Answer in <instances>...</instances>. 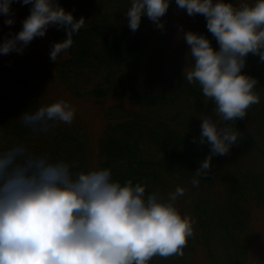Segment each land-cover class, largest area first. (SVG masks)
Here are the masks:
<instances>
[{
  "label": "trees",
  "instance_id": "trees-1",
  "mask_svg": "<svg viewBox=\"0 0 264 264\" xmlns=\"http://www.w3.org/2000/svg\"><path fill=\"white\" fill-rule=\"evenodd\" d=\"M131 2L59 0L77 19L85 17V25L57 62L39 37L22 54L0 55V152L23 144L34 155L68 163L74 175L108 168L113 180L140 183L146 194L164 200L183 186L175 207L194 221V235L183 256H155L149 264H264L255 260L256 250L264 251V234L261 238L253 209L264 206V62L249 54L242 69L257 79L260 102L244 119L224 122L199 84L183 76L194 62L178 34L181 28L206 35L219 47L206 19L187 15L171 0L163 29L145 15L132 32L125 17ZM231 2L238 6L241 0ZM21 29L14 26L3 40ZM51 32L54 43L66 38L57 26ZM60 100L75 109L89 100L106 106L87 105L88 112L79 105L83 113L76 111L70 125L57 123L46 133L33 132L19 119ZM99 114L101 127L93 124ZM203 116L232 127L238 142L228 155L213 156L211 170L193 186L194 172L210 152L208 144L193 142Z\"/></svg>",
  "mask_w": 264,
  "mask_h": 264
},
{
  "label": "clouds",
  "instance_id": "clouds-1",
  "mask_svg": "<svg viewBox=\"0 0 264 264\" xmlns=\"http://www.w3.org/2000/svg\"><path fill=\"white\" fill-rule=\"evenodd\" d=\"M14 0H0L4 23H14ZM171 0H132L125 13L132 32L143 16L163 29L161 19ZM187 15H202L218 44L203 34L182 28L193 64L183 76L198 83L205 102L212 101L222 121L244 119L248 109L260 102L254 91L258 81L244 73L249 54L264 62V0H175ZM31 5L22 29L0 43V55L22 54L50 26L66 31V38L51 46L49 58L58 57L73 44V36L85 25L59 0H22ZM76 109L60 100L25 111L21 122L35 133L47 132L57 123L70 125ZM201 133L194 143L208 144L210 152L194 172L191 183L211 170L213 156H225L238 142V132L220 126L210 116L200 118ZM177 186L167 196L146 194L145 186L112 179L108 168L73 174L64 161L34 155L23 145L0 152V264H149L153 257L183 256L194 235V221L183 216L175 202L185 194Z\"/></svg>",
  "mask_w": 264,
  "mask_h": 264
},
{
  "label": "rangeland",
  "instance_id": "rangeland-1",
  "mask_svg": "<svg viewBox=\"0 0 264 264\" xmlns=\"http://www.w3.org/2000/svg\"><path fill=\"white\" fill-rule=\"evenodd\" d=\"M12 9L14 11V23L9 26V25H6L4 23V21L8 18L4 15H0V43H2V40L5 36V34L12 28H14V26L16 25H19L21 28L23 26V21L24 19L30 14V10H31V5H23L22 4V0H14L13 4H12ZM41 43H42V46L44 48H48L49 50H51V46L53 45L54 43V36H53V33L51 32V26L49 27L46 35L44 37H39ZM35 41L36 38L34 39ZM83 104H76L77 108H76V111L78 112H82L81 109H79V105H84L87 109H88V112H91V110L89 109V107L87 105H91V106H95V110L97 109V105L101 104L102 105V108L101 110L106 106V102L105 101H97V100H89V101H81ZM105 102V103H104ZM102 116V114H99V116L97 115H94V121H93V124L95 126H100L102 125L101 123V120H100V117ZM176 204L177 206L179 204H181L179 201H176ZM253 209H256V225H257V229L259 231V233L261 234V238H262V233L264 234V206L263 207H259V208H253ZM262 232V233H261ZM264 255V251L261 250V249H258L256 250V255H255V260L257 262H260L262 259H264L263 257Z\"/></svg>",
  "mask_w": 264,
  "mask_h": 264
}]
</instances>
